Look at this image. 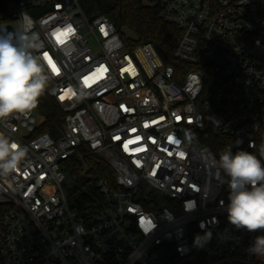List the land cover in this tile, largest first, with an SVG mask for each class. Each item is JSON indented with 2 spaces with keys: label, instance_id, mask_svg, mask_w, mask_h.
Segmentation results:
<instances>
[{
  "label": "built area",
  "instance_id": "obj_1",
  "mask_svg": "<svg viewBox=\"0 0 264 264\" xmlns=\"http://www.w3.org/2000/svg\"><path fill=\"white\" fill-rule=\"evenodd\" d=\"M143 1L179 27L178 64L83 0H0V25L37 38L65 112L56 138L33 134L35 108L0 122L27 149L0 176V264H264L248 251L264 230L228 221L218 165L228 146L264 164V0ZM83 152L105 157L114 185L70 204L61 162Z\"/></svg>",
  "mask_w": 264,
  "mask_h": 264
},
{
  "label": "clouds",
  "instance_id": "obj_2",
  "mask_svg": "<svg viewBox=\"0 0 264 264\" xmlns=\"http://www.w3.org/2000/svg\"><path fill=\"white\" fill-rule=\"evenodd\" d=\"M37 38L25 31L0 30V122L14 114L26 115L37 106L48 76L45 75ZM237 145L242 143L237 140ZM27 149L0 133V176L15 172ZM264 154V148H261ZM219 167L228 177V221L249 232L264 230V164L254 154L228 146L219 155ZM210 232L197 236L194 243L202 246ZM248 251L264 258V236H256Z\"/></svg>",
  "mask_w": 264,
  "mask_h": 264
},
{
  "label": "trees",
  "instance_id": "obj_3",
  "mask_svg": "<svg viewBox=\"0 0 264 264\" xmlns=\"http://www.w3.org/2000/svg\"><path fill=\"white\" fill-rule=\"evenodd\" d=\"M82 4L87 14L107 15L121 34L126 35L130 45L149 42L165 63L178 64L171 51L180 29L162 18L156 5L143 0H83ZM35 112L41 121L33 134L48 132L54 138L58 137L64 125L65 112L45 89L38 98ZM61 168L66 174L64 186L70 204L86 201L87 192L92 191L93 184L99 179L114 185V170L105 157L97 153L83 152L80 156L66 158L61 162Z\"/></svg>",
  "mask_w": 264,
  "mask_h": 264
},
{
  "label": "water",
  "instance_id": "obj_4",
  "mask_svg": "<svg viewBox=\"0 0 264 264\" xmlns=\"http://www.w3.org/2000/svg\"><path fill=\"white\" fill-rule=\"evenodd\" d=\"M0 30H7L8 32L16 31L11 24L0 25Z\"/></svg>",
  "mask_w": 264,
  "mask_h": 264
},
{
  "label": "rangeland",
  "instance_id": "obj_5",
  "mask_svg": "<svg viewBox=\"0 0 264 264\" xmlns=\"http://www.w3.org/2000/svg\"><path fill=\"white\" fill-rule=\"evenodd\" d=\"M144 2L146 3V1H144ZM14 24H15L16 27H17V24H16L15 22H14ZM16 29H17V28H16ZM126 33H127V34H130V32H128V31H126ZM48 84H49V81H47L46 86H47ZM46 86H45V87H46Z\"/></svg>",
  "mask_w": 264,
  "mask_h": 264
},
{
  "label": "snow or ice",
  "instance_id": "obj_6",
  "mask_svg": "<svg viewBox=\"0 0 264 264\" xmlns=\"http://www.w3.org/2000/svg\"><path fill=\"white\" fill-rule=\"evenodd\" d=\"M71 31H72V29L68 28V29L65 30V34L70 33Z\"/></svg>",
  "mask_w": 264,
  "mask_h": 264
}]
</instances>
